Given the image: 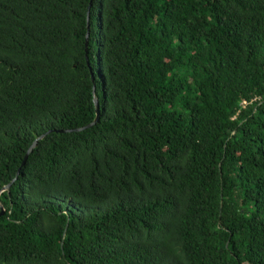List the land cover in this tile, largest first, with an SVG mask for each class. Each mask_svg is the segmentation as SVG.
Returning a JSON list of instances; mask_svg holds the SVG:
<instances>
[{
	"label": "trees",
	"instance_id": "1",
	"mask_svg": "<svg viewBox=\"0 0 264 264\" xmlns=\"http://www.w3.org/2000/svg\"><path fill=\"white\" fill-rule=\"evenodd\" d=\"M16 177L0 264H264V0H0Z\"/></svg>",
	"mask_w": 264,
	"mask_h": 264
},
{
	"label": "water",
	"instance_id": "2",
	"mask_svg": "<svg viewBox=\"0 0 264 264\" xmlns=\"http://www.w3.org/2000/svg\"><path fill=\"white\" fill-rule=\"evenodd\" d=\"M93 1V0H91ZM88 25H87V29H88V32H87V36H86V60H87V64L89 66V41H90V13H88ZM90 72H91V77H92V84H93V87H92V92L94 94V91H95V84H94V73L92 71V69H90ZM93 103H94V106H95V118L93 119V121L91 123H89L88 125H86L85 127H82V128H79V129H76V130H70V131H56L58 133H65V132H82V131H85L86 129H89L91 127H93L97 122H98V119H99V112H100V108H99V104H98V101L96 98H93ZM52 131L38 137L34 142L33 144L31 145L30 149L28 150L26 156H25V159L22 163V166H24L29 158V156L31 155V153L34 151V149L38 146L39 142L41 140H43L48 134H50ZM55 132V131H54ZM19 172L18 171V175H19ZM17 175V177H18ZM17 177L8 185L6 186L1 192H0V195L2 192L4 191H8L10 189V187L12 186V184L16 181ZM1 215H4L5 213V209L4 207L1 206Z\"/></svg>",
	"mask_w": 264,
	"mask_h": 264
},
{
	"label": "rangeland",
	"instance_id": "3",
	"mask_svg": "<svg viewBox=\"0 0 264 264\" xmlns=\"http://www.w3.org/2000/svg\"><path fill=\"white\" fill-rule=\"evenodd\" d=\"M94 49H95V52L97 53V45L96 44H95ZM96 57H97V55H96Z\"/></svg>",
	"mask_w": 264,
	"mask_h": 264
}]
</instances>
